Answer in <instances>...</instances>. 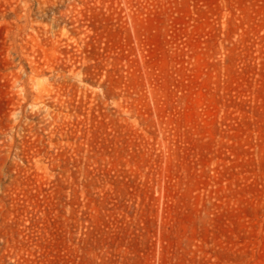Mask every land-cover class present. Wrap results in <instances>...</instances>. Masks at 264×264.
<instances>
[{"label": "rangeland", "instance_id": "obj_1", "mask_svg": "<svg viewBox=\"0 0 264 264\" xmlns=\"http://www.w3.org/2000/svg\"><path fill=\"white\" fill-rule=\"evenodd\" d=\"M0 264H264V0H0Z\"/></svg>", "mask_w": 264, "mask_h": 264}]
</instances>
